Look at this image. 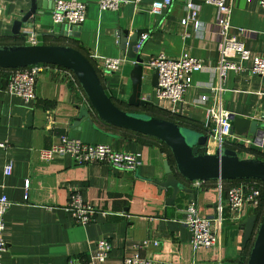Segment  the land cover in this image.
Returning <instances> with one entry per match:
<instances>
[{
    "label": "crops",
    "instance_id": "obj_1",
    "mask_svg": "<svg viewBox=\"0 0 264 264\" xmlns=\"http://www.w3.org/2000/svg\"><path fill=\"white\" fill-rule=\"evenodd\" d=\"M54 1L36 0L40 6L37 14L13 37V23L28 11L30 0H0V46L15 42L25 45L30 32H34L39 45H65L78 50L88 58L114 106L171 121L203 135L205 153L212 154L215 149L205 118V109L213 100L233 117L258 122L264 119V77L251 75L248 61L239 63L240 70L218 77L216 10L202 0H189L197 6V28L192 22L180 25L187 16L184 4L188 0H172L160 15L149 12L156 0H139L136 4L127 0L117 10L105 12H98L97 0H78L85 5L84 20L64 35L63 25L54 24L51 18ZM224 2L231 7L229 35L240 38L251 55L264 57V10L255 2ZM121 30L128 34L141 31V37L145 36L139 49H134L143 68L140 98L151 103L144 108L133 109L125 104L131 91L133 61L125 58L117 46L115 34ZM183 53L199 59L204 68L190 76V87L181 102L171 107L168 101L155 97V88L151 87L154 71L146 64L159 54L175 59ZM91 54L97 59H89ZM100 58L122 61L117 71L107 72ZM227 59L238 63L233 56ZM6 79V72H0V140L9 146L0 149V197L5 196L12 204L4 218L7 250L2 264H68L69 260L88 258L98 240L107 241L110 251L104 262L93 264H122L136 252L151 264H245L252 240L241 245L242 226L246 218L255 216V210L244 208L238 219L232 220L223 195L217 208L213 181L195 190L190 182L179 179L190 192L176 194L172 206L164 204L170 190L158 191L156 182L164 178V161L173 173L174 167L163 144L106 126L89 108L76 79L67 70L46 68L37 79L36 99L27 103L6 92ZM209 86L214 92L208 90ZM200 96H207V102L201 103ZM81 107L87 111L89 122L81 119L75 126ZM60 137L136 153L141 165L135 172L126 173L99 164L77 165L66 155L41 161L38 151L48 149ZM256 140L248 134L232 133L224 148L234 151L238 158L264 160L261 139L258 143ZM7 163L12 165L9 176L3 173ZM72 192H79L81 200L96 211L92 222L77 225L65 211ZM191 203L198 217L216 220L210 225L216 234V243L210 248L193 250L189 233L180 224Z\"/></svg>",
    "mask_w": 264,
    "mask_h": 264
},
{
    "label": "built area",
    "instance_id": "obj_2",
    "mask_svg": "<svg viewBox=\"0 0 264 264\" xmlns=\"http://www.w3.org/2000/svg\"><path fill=\"white\" fill-rule=\"evenodd\" d=\"M138 1L133 0L132 3L136 4ZM171 1H153L150 5L149 12L152 15H160L162 11L171 5ZM244 1L245 3L255 2L264 10V0ZM202 2L205 5L214 7L216 10V25L219 36L217 45L219 60L215 66V71L218 77L223 78L227 71L240 70L239 63L248 61L250 63V74L263 78L264 57L251 55L240 38L229 35L228 33L230 5H226L224 0H202ZM127 3V0H97V10L98 12L115 11L119 6ZM196 7L189 0L184 4L187 16L180 20L181 26L187 22H192L193 26L197 28L198 24L195 21ZM84 17L85 5L78 0H55L53 3L51 18L56 25L77 27L81 25ZM238 31L242 33L241 30ZM144 39L145 36L140 38L139 43L135 46V51L139 49ZM25 45H38L37 36L34 32H30L25 41ZM228 56L235 57L238 63L229 61L227 59ZM89 59H97V56L91 54ZM100 60L103 70L107 72L117 71L122 61L120 58H100ZM48 67L49 65L38 64L7 71L6 92L19 97L25 103L34 101L36 99L35 88L38 76ZM146 67L156 72L155 97L159 100L168 101L171 107L181 102L185 90L190 87V76L204 68L199 59L186 53L181 54L175 59L166 58L162 54L153 56L148 59ZM208 90L214 92L210 86ZM199 101L201 103L207 102V96H200ZM205 118L206 123L210 127L207 134L214 142L215 149L224 148L226 139L231 137L228 113L221 110L216 100H213V103L205 109ZM261 123L264 126V119ZM8 147L5 141L0 140L1 150H7ZM65 155L70 156L77 165L99 164L126 173L135 172L141 165V161L138 158L139 155L136 153L120 152L113 150L108 145L86 144L80 140L67 137H60L58 142L48 149L38 151L39 159L44 162L50 161L53 157ZM11 171V163H7L4 166V175L9 176ZM214 182L217 193V208L220 207L221 196L223 195L225 205L232 214V220H237L240 211L244 208L256 210L260 207L264 193V185L261 182L241 180L226 189L222 181ZM205 183L200 181L190 182L191 187L195 190L201 188ZM25 187H28V182H25ZM11 205L5 196L0 197V264H2V255L7 250V245L3 238L5 228L4 218ZM65 211L71 216L75 224L81 226L92 222L96 216V211L81 200V194L79 192H72L70 194ZM212 222H216V220L198 217L192 203L186 206L184 217L180 220V224L188 231L189 244L193 250L210 248L215 245L216 234L210 228ZM109 251L110 246L108 242L98 240L95 243L93 254L88 257L89 259L83 258L80 261L69 260L68 264L102 263L106 260ZM122 264H151V261L136 252L131 257L123 259Z\"/></svg>",
    "mask_w": 264,
    "mask_h": 264
},
{
    "label": "water",
    "instance_id": "obj_3",
    "mask_svg": "<svg viewBox=\"0 0 264 264\" xmlns=\"http://www.w3.org/2000/svg\"><path fill=\"white\" fill-rule=\"evenodd\" d=\"M39 7L36 0H30L28 11L19 21L13 23L11 30L13 37L19 34L23 23H27L37 14L36 8ZM71 28L76 27L63 25L61 35ZM141 34V31L128 34L126 30L115 34L119 50L124 52L125 58L133 61L129 76L131 91L125 102L127 107L133 109L151 105L148 100L140 98L143 68L142 60L134 49L140 41ZM38 64L69 71L80 86L89 108L104 124L151 138L168 149L174 173L179 178L172 172L167 161H164L162 164L164 178L156 182L158 191L170 190L164 204L172 206L176 194L190 192L182 187L180 180L187 182L255 180L264 184V160L238 158L234 151L226 148H216L212 154L205 153L203 149L206 138L203 135L166 120L119 110L104 93L90 62L78 50L62 45L0 46L1 69L12 70ZM151 87L156 88L155 71L151 75ZM86 118L87 111L81 107L74 125L76 126L81 119L87 120ZM229 120L230 134H248L257 139V143L261 139L259 145L264 150V126L261 122L232 115H229ZM248 240H252V244L245 264H264V214L257 224L255 216H250L244 221L241 245Z\"/></svg>",
    "mask_w": 264,
    "mask_h": 264
},
{
    "label": "trees",
    "instance_id": "obj_4",
    "mask_svg": "<svg viewBox=\"0 0 264 264\" xmlns=\"http://www.w3.org/2000/svg\"><path fill=\"white\" fill-rule=\"evenodd\" d=\"M21 46V45H24V42H20V43H18V42H15V44H12V45H7V46ZM62 46H65V45H62ZM89 61V60H88ZM59 68V67H58ZM62 69V68H61ZM7 71H9V70H4V69H1L0 68V72H7ZM144 108V107H143ZM127 112H131V111H127ZM133 113H136V112H133ZM137 114H143V113H137ZM145 115H147V114H145ZM147 116H149V115H147ZM151 117V116H150ZM167 121V120H166ZM169 122H171V121H169ZM175 124V123H174ZM176 125H178V124H176ZM106 126H108V125H106ZM178 126H180V125H178ZM110 127V126H109ZM112 128V127H111ZM115 129V128H114ZM151 139V138H150ZM151 140H153V139H151ZM155 142H158V141H156V140H154ZM158 143H160V142H158ZM161 144V143H160ZM173 167H174V165H173ZM175 176L177 177V178H179L177 175H176V173H175ZM181 181H183V180H181ZM238 181H241V180H232V181H222V184L224 185V188L226 189L227 187H229L230 185H232V184H234V183H236V182H238ZM184 183H188L187 181H183ZM214 182V181H213ZM261 184H263V183H261ZM264 185V184H263ZM255 214V218H256V222L257 221H260L261 220V218H262V216H263V214H264V193H263V195H262V202H261V205H260V207L258 208V209H256L255 210V212H254ZM261 216V217H260ZM258 217H260V218H258ZM258 223V222H257ZM251 240H248V242H250ZM251 244H252V241H251ZM251 247V246H250ZM249 250H250V248H249ZM248 253L249 252H247V255H246V258L248 257Z\"/></svg>",
    "mask_w": 264,
    "mask_h": 264
},
{
    "label": "rangeland",
    "instance_id": "obj_5",
    "mask_svg": "<svg viewBox=\"0 0 264 264\" xmlns=\"http://www.w3.org/2000/svg\"><path fill=\"white\" fill-rule=\"evenodd\" d=\"M261 217V216H260ZM260 217H258V218H260ZM257 222H259V221H257ZM257 222H256V224H257Z\"/></svg>",
    "mask_w": 264,
    "mask_h": 264
}]
</instances>
